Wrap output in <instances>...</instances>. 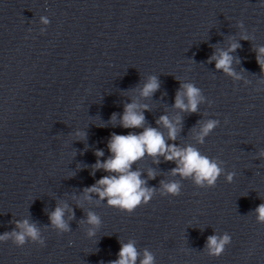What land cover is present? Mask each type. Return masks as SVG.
<instances>
[{
  "label": "clouds",
  "instance_id": "9594fccd",
  "mask_svg": "<svg viewBox=\"0 0 264 264\" xmlns=\"http://www.w3.org/2000/svg\"><path fill=\"white\" fill-rule=\"evenodd\" d=\"M40 23L44 26L50 24V20L40 17ZM237 26L244 27L242 21L237 22ZM46 31L45 27L40 29L41 34ZM240 39L247 40L249 37L242 34ZM240 48L238 41L229 44L226 50L217 49L209 57L208 62L215 61L217 70H222L226 75L240 79L241 77L232 67L233 61L239 63V58L233 57L231 53ZM256 52V62L264 74V46L254 48ZM160 87V82L155 75L149 76L143 87L139 89V95L143 98L151 97ZM260 90V89H257ZM185 100L187 102H185ZM204 97L201 89L193 83H181L180 90L177 91L173 107L183 112L195 113L198 105L203 102ZM150 110L147 104H139L135 100L124 105L123 114L119 116V125L124 129H142L139 133L130 131L128 134L112 133L107 147L109 157L101 160L104 156L103 150H97L96 163L92 166V174L98 170H103L106 175L102 176L92 186L85 188L84 199H91V194L95 193L100 201H105L109 207L116 208L131 214L137 207L147 205L153 199L157 191L161 196H180L182 185L179 181L160 182V188H149L147 180L142 179L139 169L133 170V165L142 160L145 155L153 158L154 163H159V157H163L166 162H173L176 167L170 170L173 176L179 175L182 179H191L197 188H214L219 177L224 174V169L220 166L221 162L216 159L203 155L198 148L188 145L181 148L175 143H168L164 133L156 127L145 126L144 111ZM118 114L113 113L111 123L115 126ZM227 122V121H226ZM157 125H162L168 130V140L175 141L179 132L181 118L179 116L170 119L168 115H162L156 121ZM220 124L217 119H207L201 122L199 132L196 135L198 143L203 144L214 129ZM80 139H86V132L77 130L74 133ZM257 158L264 159V150H260ZM148 179H155L156 172L149 170ZM235 173L229 172L225 175V180L231 183ZM68 206H57L49 214L52 227L59 232H69L68 222L64 219L65 210ZM71 212L69 219L74 218V211ZM256 222L264 224V203H260L254 210ZM85 221H81L84 223ZM86 223L91 227L87 235L94 237L96 230L101 225L100 217L92 212L86 213ZM11 241L17 247H23L26 243L32 242L45 245V240L41 237L40 229L35 223H30L28 219L15 221V228L11 232L0 234V242ZM232 242V237L227 233L211 235L205 244L206 254L210 257L218 258L224 254L225 249ZM156 264L155 255L145 248L143 252L136 247L135 240L127 243L121 242L120 251L116 260L109 261V264ZM103 264V262H101Z\"/></svg>",
  "mask_w": 264,
  "mask_h": 264
}]
</instances>
